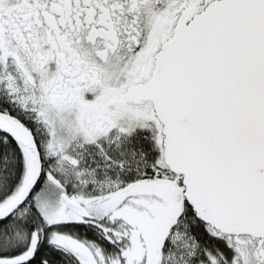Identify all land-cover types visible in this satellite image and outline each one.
Returning a JSON list of instances; mask_svg holds the SVG:
<instances>
[{"label":"snow or ice","instance_id":"1","mask_svg":"<svg viewBox=\"0 0 264 264\" xmlns=\"http://www.w3.org/2000/svg\"><path fill=\"white\" fill-rule=\"evenodd\" d=\"M0 264H264V0H0Z\"/></svg>","mask_w":264,"mask_h":264}]
</instances>
